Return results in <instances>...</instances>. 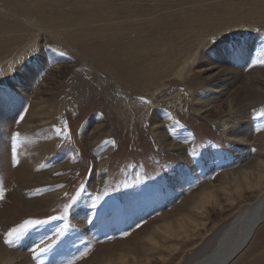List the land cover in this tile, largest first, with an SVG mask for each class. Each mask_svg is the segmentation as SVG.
I'll use <instances>...</instances> for the list:
<instances>
[{
    "label": "rangeland",
    "instance_id": "1",
    "mask_svg": "<svg viewBox=\"0 0 264 264\" xmlns=\"http://www.w3.org/2000/svg\"><path fill=\"white\" fill-rule=\"evenodd\" d=\"M262 50L264 0H0V264L85 249L76 264L128 250L129 264H193L213 251L255 197L241 172L264 160ZM29 217L47 223L6 245ZM165 222L185 229L165 237ZM258 227L230 264H264ZM41 240L51 247L34 259Z\"/></svg>",
    "mask_w": 264,
    "mask_h": 264
},
{
    "label": "bare ground",
    "instance_id": "2",
    "mask_svg": "<svg viewBox=\"0 0 264 264\" xmlns=\"http://www.w3.org/2000/svg\"><path fill=\"white\" fill-rule=\"evenodd\" d=\"M146 114L147 111L145 110L141 113L143 121L147 117ZM223 128L222 131L224 133L225 130H223ZM226 135L230 140L242 142L243 140L245 141L243 137L238 135ZM168 144L174 148H181L178 147L176 143L169 142ZM256 160V168H245L241 172L244 184H246V188L250 189L251 192L255 191L254 199L246 204H243L240 208H238V210L233 212V215H231L229 218V222L226 227V233L219 242V245H217L213 251L202 256L200 260L193 264H230L235 256L242 252L244 248L250 243V240L253 238L254 234L259 228L258 226L264 223V160L259 157H257ZM253 175H256V177L251 178ZM235 179L233 180V184L235 185L236 191L239 192L242 189V182L238 179ZM212 196V191H204L201 195V199L206 200ZM184 229L185 227H183L182 222H179L177 226H174L169 222L162 223V226H157V230L162 232L165 237L178 235L177 231H183ZM150 241L153 244L156 243V239L153 237L150 238ZM24 245L27 246L26 243H24ZM129 255H132L133 259L136 257L134 251L128 250L122 251L119 255H117L116 260L119 264H129ZM136 263L139 264L138 260H136ZM147 263H150L149 259H147ZM106 264H113V260L108 259Z\"/></svg>",
    "mask_w": 264,
    "mask_h": 264
},
{
    "label": "snow or ice",
    "instance_id": "3",
    "mask_svg": "<svg viewBox=\"0 0 264 264\" xmlns=\"http://www.w3.org/2000/svg\"><path fill=\"white\" fill-rule=\"evenodd\" d=\"M228 39L229 38L227 36H223L220 39H216L215 37H213L212 38V41H213V49H215L219 53L220 52V45L222 43H224L225 41H227ZM211 50L212 49H210V51ZM262 51H264V50H262ZM256 63L264 64V57H262L261 59H259L258 61H256ZM249 66L251 67L252 65H249ZM140 99H141L142 102H144L146 104L147 103H150V101L147 100L145 97H140ZM257 116H258V118L262 122H264V111L258 112L257 113ZM23 119H24V117L23 116H20L19 117V120L17 122L23 121ZM170 119H172L171 116H170ZM173 122L176 123V124L179 123V121H175V120ZM262 129H264V123L261 124V128H257V131H260ZM56 134L58 136L59 135H63L64 137H66L68 139L71 138V133H70V131L68 129L67 121H64L63 128H57L56 129ZM13 135L16 136V137H19L20 136V133L19 132H16ZM111 143L113 145H115V141H111ZM11 159H12V163L14 165L19 163V160L17 159L16 149L14 147L11 148ZM57 175H59V173H57ZM60 187H62V185ZM83 190H84V185L81 184L80 189L78 190L77 196L79 195V192H82ZM4 193H5V190L3 189V187H0V200H3L4 199ZM64 195L67 196L68 193L65 192ZM77 196H72L70 199L72 201H75L77 199ZM99 199H100V197L97 196L96 197V200L98 201ZM70 206H71L70 204H65L64 205V211H65V213H67L68 208ZM93 206H95V203L93 204ZM55 219H59V218L58 217H55V216H49L48 217V220H55ZM45 223H47V220H41V219H36V218H32V217L23 219L18 224H15V225L9 227L7 229V231L3 233L4 243L6 245L11 246V245L15 244L16 242L20 241L22 238H24L28 234L29 230L35 228L38 225H42V224H45ZM141 226L142 225L140 223L136 224V227L137 228H139ZM67 227H68V225H65V228L60 229L56 233L57 236H63L64 235V232H65V229ZM129 234L130 233H128V232L123 233L124 236H127ZM50 247H51L50 244H46L43 240H41L39 243H36V244H34V246L30 247L28 249V251L30 252L31 256L35 259L41 253L46 252ZM87 254H88V250L85 249V251L80 256H78L76 259H81L84 256H86ZM76 259L68 260L66 262V264H76Z\"/></svg>",
    "mask_w": 264,
    "mask_h": 264
}]
</instances>
